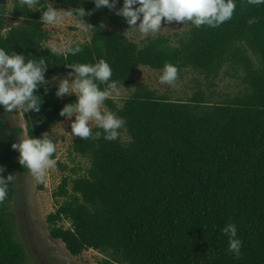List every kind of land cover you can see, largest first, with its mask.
<instances>
[{
  "label": "trees",
  "instance_id": "trees-1",
  "mask_svg": "<svg viewBox=\"0 0 264 264\" xmlns=\"http://www.w3.org/2000/svg\"><path fill=\"white\" fill-rule=\"evenodd\" d=\"M6 1L11 7L0 4V48L45 63L44 81L34 92L39 110L22 106L27 138L47 137L56 146L48 129L78 97L60 98L47 81L56 74L77 78L73 64L104 59L111 80L125 88L134 83L139 66L164 69L165 64L176 66L177 76L192 70L208 85L224 68L242 85L231 97L214 98L198 80L186 98L141 87L120 106L106 99L107 111L125 123L116 140L104 139L94 125L92 137L72 141L68 155L87 160L86 167L57 163L69 171L52 192L56 208L46 216L50 238L74 256L89 249L101 253L98 264H264V4L234 0L232 18L216 27L191 23L175 44L158 34L139 45L108 27L120 18L112 8L96 10L94 0H56L65 11L86 12L78 19L90 37L69 44L81 46L73 55L53 53L47 45L49 33L40 22L47 0L38 10ZM7 14L19 23L8 25ZM13 111L0 106V176L7 184L0 201V264H32L10 209L21 196L18 176L28 171L12 147L22 132L7 120ZM56 152L57 146L51 159ZM230 223L242 242L238 256L229 251L230 233L224 231Z\"/></svg>",
  "mask_w": 264,
  "mask_h": 264
},
{
  "label": "clouds",
  "instance_id": "clouds-1",
  "mask_svg": "<svg viewBox=\"0 0 264 264\" xmlns=\"http://www.w3.org/2000/svg\"><path fill=\"white\" fill-rule=\"evenodd\" d=\"M250 5L264 4V0H247ZM96 10L103 7H114L116 0H94ZM133 5H139L133 8ZM16 7L19 9L38 10L44 8L41 0H16ZM234 0H124L123 8L118 11V15L127 18L130 26L136 25L140 20L139 32L147 36L149 33H156L161 27L162 21L183 22L191 21L196 27L207 25L216 27L219 24L230 20L235 11ZM142 14V19H141ZM86 15L83 7L58 11L51 6L43 10L40 22L45 26H56L64 22L66 18H82ZM250 20L249 23H254ZM76 26L84 29L85 25L77 19ZM49 47L53 53L80 52L81 46L75 47L62 45L57 48L50 43ZM77 74L76 80L69 84L67 80L61 82L57 95L69 93L77 94L75 104L66 105L61 115L71 117L74 113L76 119L72 123L73 134L88 139L93 136L89 121L94 120L96 126L103 130L104 139L116 140L123 127L124 121L112 112H101L103 102L114 93L119 95L117 82L112 81V68L107 61L100 59L93 64L79 63L71 65ZM45 63L43 60H25L22 55L8 54L0 48V106L4 110L11 112L18 106L26 105L24 111L29 109L39 110V98L34 95L38 84L44 81ZM178 74V69L172 64H165L162 74L159 77L161 84H172ZM111 81V83H109ZM98 84H107L108 87L101 90ZM100 136V132L95 133V138ZM12 147L19 151V163L26 166L38 181L44 179L45 170L53 167L55 161L51 159L56 151L55 144L47 137L43 139H24L21 143L13 144ZM2 171V170H0ZM7 181L13 177L9 175ZM7 194V184L5 178L0 176V201ZM230 233L229 251L240 254L242 242L236 238L237 228L234 224H228L224 229Z\"/></svg>",
  "mask_w": 264,
  "mask_h": 264
},
{
  "label": "rangeland",
  "instance_id": "rangeland-1",
  "mask_svg": "<svg viewBox=\"0 0 264 264\" xmlns=\"http://www.w3.org/2000/svg\"><path fill=\"white\" fill-rule=\"evenodd\" d=\"M48 5L55 8L58 11H65L63 5L56 0H47ZM5 3L8 8L11 4L6 0H0V4ZM124 0H116L112 10L115 14L123 8ZM118 15V14H117ZM120 18L115 23H109L108 27L120 30L128 38L141 44V40L146 36L141 35L139 32L140 20H137L136 25L130 26L127 23V18L119 15ZM78 18H66L63 23L56 26H45L44 29L49 33L50 43L55 44L57 48L62 45H69L75 41H87L89 40L90 33L86 29L78 28L76 26ZM142 19V14H141ZM80 23L82 20L78 19ZM6 22L8 25L18 24L19 21L11 19L9 14L6 15ZM191 25V21L183 22H167L162 21L161 27L156 33H149L148 35L156 36L158 34L169 37L173 44ZM224 68L220 75H217L212 84L208 85L201 75H197L194 71L185 69L182 76H177L176 80L172 84H161L159 77L163 72V69H154L147 66H139L134 73V83L129 88L117 87L119 95L115 93L110 97L117 105H122L125 98H127L136 88H148L153 89L156 95L165 94L170 99L186 98L192 94L195 89V83L199 80V86H202L208 93L213 91L214 98L231 97L236 94L242 87L239 84L238 78L226 74ZM67 80L69 84H72L76 77L72 74L67 75H53L47 81V83L54 89L56 95L61 82ZM198 85V83H197ZM76 95V93H69L64 95H57L60 98ZM23 106V105H22ZM22 106H18L7 117L8 122L11 125H17L22 128V132L17 136V144L21 143L24 139H27L25 129V119L22 112ZM102 114L108 112L104 104L101 106ZM76 119L74 113L71 117L65 116L61 122L48 129V132L57 138V152L54 159L55 164L45 170L44 179L38 181L36 177L28 169L26 173H22L18 176V183L21 185V196L16 201L11 202L10 209L17 215V219H14L16 226V236L23 243L25 250L28 254V260L32 264H98L99 259L103 256L101 253L89 249L85 250L79 255H71L65 248L64 244L57 239H52L48 233V226L46 222V216L48 213L55 210L56 205L52 198V192L57 187L61 180V177L68 173V169L74 166L86 167L87 160L76 157L71 160L68 155V147L72 141L79 137L72 132V123ZM96 125L94 120L89 121V127ZM122 139H127L125 134H122ZM20 158V153H19ZM57 163H64L67 165V170H62L58 167ZM82 172V171H81ZM43 188H39V186ZM67 226L68 222H64Z\"/></svg>",
  "mask_w": 264,
  "mask_h": 264
}]
</instances>
